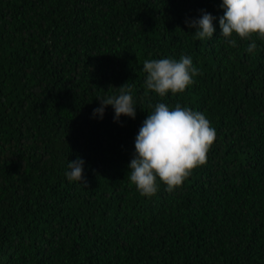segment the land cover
I'll list each match as a JSON object with an SVG mask.
<instances>
[{
  "label": "trees",
  "instance_id": "1",
  "mask_svg": "<svg viewBox=\"0 0 264 264\" xmlns=\"http://www.w3.org/2000/svg\"><path fill=\"white\" fill-rule=\"evenodd\" d=\"M222 0H0V264H264V41L232 47ZM206 10L213 38L185 20ZM192 58L183 93L145 87L146 59ZM128 83L135 119L98 98ZM206 115L205 165L145 197L127 179L155 104ZM85 161L83 185L65 175Z\"/></svg>",
  "mask_w": 264,
  "mask_h": 264
},
{
  "label": "clouds",
  "instance_id": "2",
  "mask_svg": "<svg viewBox=\"0 0 264 264\" xmlns=\"http://www.w3.org/2000/svg\"><path fill=\"white\" fill-rule=\"evenodd\" d=\"M224 14L219 17L221 36L226 44L237 47V40L250 41L247 52L257 48L254 36L264 41V0H222ZM217 18L206 10H201L199 18L186 19L187 27L195 29L198 40L213 38ZM146 74L145 87L160 97L169 92L175 96L183 93L200 75L187 55L176 58L146 59L143 62ZM118 95H109L100 100V106L93 109V118L104 116L105 109L112 106L115 121L121 116L135 119L136 105L132 88L128 83L120 86ZM217 138L210 120L200 111L177 103L170 107L157 103L143 121L135 138V152L128 165L127 179L141 195L152 197L157 194L160 184L172 192L183 185L184 181L197 167L208 161V153ZM85 161L77 158L70 161L65 173L67 179L87 184L84 179Z\"/></svg>",
  "mask_w": 264,
  "mask_h": 264
}]
</instances>
